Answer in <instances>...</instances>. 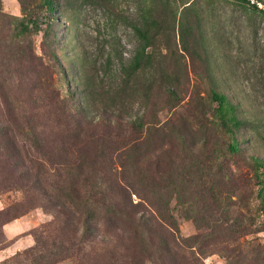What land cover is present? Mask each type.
Returning <instances> with one entry per match:
<instances>
[{
    "label": "rangeland",
    "instance_id": "374dc122",
    "mask_svg": "<svg viewBox=\"0 0 264 264\" xmlns=\"http://www.w3.org/2000/svg\"><path fill=\"white\" fill-rule=\"evenodd\" d=\"M251 1L264 8V0ZM53 5L49 12L43 0H0V76L9 96L28 112L32 86L40 82L42 89L34 95L54 90L69 101L75 120L84 121V132L95 138L117 134L121 154L137 144V174L126 179L133 183L132 200L164 228L177 264H264V210L249 159L264 158V139L250 136L239 154L229 153L227 137L216 124L209 82L199 63H191L182 51L198 18L224 89L230 86L234 92L236 61L253 87L250 96L245 92L247 107L261 117L262 70L251 63L260 59L250 53V37L264 48V17H250L247 23L245 13L225 1L54 0ZM23 13L37 18L39 32L18 38ZM151 19L158 25L151 31L158 41L146 50L152 63L126 83L135 54L145 44L136 28ZM14 49L28 52L36 73L25 79L11 73L16 65L4 56ZM159 52L167 56L158 60ZM5 200L0 196V209ZM20 218L9 228L22 230L10 240L5 237L9 243L0 248V264L37 261L38 253L17 261L13 255L34 248L36 236L45 240L44 226L52 217L32 209ZM96 235L97 242L82 246L84 258L56 253L37 264H132L119 251L115 259L104 256L105 249H115L107 229L100 227Z\"/></svg>",
    "mask_w": 264,
    "mask_h": 264
},
{
    "label": "trees",
    "instance_id": "16d2710c",
    "mask_svg": "<svg viewBox=\"0 0 264 264\" xmlns=\"http://www.w3.org/2000/svg\"><path fill=\"white\" fill-rule=\"evenodd\" d=\"M207 1L208 4L214 1L233 3L245 13L247 23L250 17H264V8L251 0ZM53 3L54 0H43L49 12H53ZM23 19L18 38L39 32L35 16L23 13ZM29 26L33 27L32 31ZM154 26H158L157 22L151 19L143 20L136 28L145 44L135 54L126 83L152 63L153 55L146 50L158 41V35L151 34ZM254 39L255 36L251 35L250 53L260 60L252 58L251 63L258 71L262 70L260 98L264 101V48H260ZM182 51L191 63H199L201 73L209 82L216 124L227 137L229 153L239 154L250 136L264 139L261 134L264 129L263 104L261 117L249 111L245 92L250 96L253 87L236 61L232 72L234 92L230 86L228 90L224 89L215 70L217 62L213 59L198 18L195 34L192 33L190 44L182 47ZM165 56L166 53L159 52L158 60ZM4 57L16 65L11 73L20 79L28 78L37 71L28 52L14 49L7 51ZM226 62L225 54H221V67H225ZM1 78L0 196H6V203L0 209V246L4 244L0 248L9 243L2 230L5 224L32 209H41L52 217V222L44 226L46 239L36 236V246L28 252L13 255L14 261L37 253L34 264L38 261L42 263L47 256H56V253L69 258H84L82 246L97 242L96 232L104 227V231L107 229L111 235V242L115 243L114 250L105 249V257L115 259L119 251L132 264H177L162 234L164 228L160 224L157 227L153 215L132 200L133 183L131 179L127 180L129 177L135 179L137 174L138 145L121 154L115 146L114 138L119 137L117 134H102L95 138L89 131L84 132V121L75 120V109L69 101L61 99L54 90L49 94L34 95L35 90L42 89L40 82L32 86L33 94L28 97L31 105L27 112L19 107L18 99L9 96V89ZM119 118H122L120 114ZM150 151L149 148L144 150L142 156L147 159ZM127 155L129 160L125 157ZM249 159L257 173L258 196L264 210V158L251 155Z\"/></svg>",
    "mask_w": 264,
    "mask_h": 264
},
{
    "label": "crops",
    "instance_id": "0c3cea01",
    "mask_svg": "<svg viewBox=\"0 0 264 264\" xmlns=\"http://www.w3.org/2000/svg\"><path fill=\"white\" fill-rule=\"evenodd\" d=\"M22 219H23V218L16 219V220H14V221H12V222H10V223L5 224V225L2 227L3 233H4L5 237H7L8 240L14 238L17 234H19V233H17V232H19L20 230H22V229H19L18 231H17V230L14 231L13 228H9V227H10L11 225H13L15 222H17V223H21V221H23ZM22 224H23V223H22ZM23 226H25V225L23 224ZM8 228L10 229L9 232H8ZM24 228H25V227H24ZM6 249H7V248H6ZM6 249H5V250H6ZM5 250H4V251H5ZM2 252H3V250H2Z\"/></svg>",
    "mask_w": 264,
    "mask_h": 264
}]
</instances>
